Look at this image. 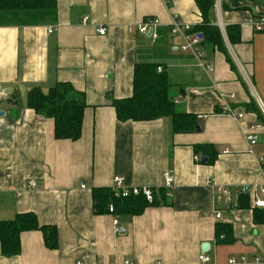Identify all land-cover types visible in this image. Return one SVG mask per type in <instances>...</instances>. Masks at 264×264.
Returning <instances> with one entry per match:
<instances>
[{
    "label": "crops",
    "instance_id": "1",
    "mask_svg": "<svg viewBox=\"0 0 264 264\" xmlns=\"http://www.w3.org/2000/svg\"><path fill=\"white\" fill-rule=\"evenodd\" d=\"M214 13L225 28L240 27L241 41L232 45L223 36L227 53L202 45L213 72L181 52L182 38L169 33L174 16L193 28L202 23L195 0H57L56 17L45 23L0 25V221L32 212L59 232L55 250L37 230L22 234L17 256H3L0 243V264H200L206 242L212 264H256L264 256V223H255L250 198L234 208L217 192L224 186L235 198L242 187L264 185V128L255 146L244 135L262 122L244 105L264 102V32L256 29L264 0H216ZM147 18L161 22L157 40L137 30ZM101 27L104 36L96 32ZM140 62L166 67L185 91L174 95L179 111L194 114L200 131L175 134L170 117L117 119L112 100L132 96ZM58 83L86 95L77 141L57 140L54 121L27 105L30 90L48 92ZM231 94L236 112L246 111L241 123L224 112L222 96ZM204 145L217 151L213 163L196 153ZM165 172L175 178L170 191ZM116 176L159 191L158 203L136 215L96 211L93 189H111ZM218 222L232 226L233 243L217 244Z\"/></svg>",
    "mask_w": 264,
    "mask_h": 264
},
{
    "label": "trees",
    "instance_id": "2",
    "mask_svg": "<svg viewBox=\"0 0 264 264\" xmlns=\"http://www.w3.org/2000/svg\"><path fill=\"white\" fill-rule=\"evenodd\" d=\"M202 23L193 28L202 36V45L227 53L224 38L216 25V0H195ZM57 15V0H0V25H40ZM214 21V23H213ZM226 32L232 45L241 41L239 26H227ZM228 60L231 61L227 55ZM162 71L158 72V68ZM174 83L166 67L152 62L136 63L133 75V94L124 99H113L112 105L117 119L121 122L154 121L166 117L172 119L175 134L192 133L197 130V118L192 113L177 109L175 97L171 95ZM28 108L37 114L54 121V135L57 140L77 141L82 136L84 114L87 108L86 95L70 83H58L48 92L33 88L28 93ZM246 111H252L264 124L259 107L252 100L244 105ZM245 111V112H246ZM196 153L203 152L207 163L217 159V151L212 145L196 146ZM159 191L154 189V202L148 203L144 196L117 198L112 189L94 188L93 197L96 211L109 213V205L113 204L115 214L125 213L136 215L142 213L147 206H154L159 201ZM249 196L241 194L237 208L247 207ZM256 224L264 223V210L254 213ZM41 231L45 245L50 250L59 247V232L56 226L41 225L36 214H17L15 219L0 221L1 252L5 257H14L21 252V236L25 232ZM216 241L219 245L233 243V229L229 224L218 222L216 225Z\"/></svg>",
    "mask_w": 264,
    "mask_h": 264
},
{
    "label": "built area",
    "instance_id": "3",
    "mask_svg": "<svg viewBox=\"0 0 264 264\" xmlns=\"http://www.w3.org/2000/svg\"><path fill=\"white\" fill-rule=\"evenodd\" d=\"M89 21V18H84L83 22L87 23ZM216 25L219 26L222 35L227 40L226 35V28L225 25L222 23L221 19L216 21ZM161 22L158 18H147L143 22L139 23L137 26V30L142 35H148L152 39L157 40L159 38V30H160ZM256 29L259 32H264V17L256 21ZM53 32V28L50 29V33ZM96 32L102 36L106 35V28L101 27L97 28ZM169 33L172 36L181 37L183 40V43L180 45V51L184 54H188L195 61L197 62V66L202 68L203 70H206L208 72H213L215 70L214 64H207L204 63V52L202 49V37L201 35L193 32V27L190 24H187L182 19H180L178 16H174L171 20V23L169 24ZM163 69L162 67L158 68V72H161ZM248 80V79H247ZM231 100L232 102L236 100V95L231 94V96H222V99L225 101L224 106V112L225 114L233 117L237 122L241 123L242 120L245 117V112H236L235 108L232 106V104L229 103L227 100ZM257 105L259 107V110L261 112V115L264 118V102L260 99L257 100ZM264 128V124L262 122L252 125L250 129L244 130V135L246 136L249 144L251 146H255L259 142V135L257 131ZM226 153L228 150L225 151ZM197 161H199V158H196ZM175 178L174 176L169 173H164V188L168 191H170L174 187ZM31 186H35L34 182H31ZM85 187V186H83ZM114 192V196L117 198H129L131 196H144L146 201L150 204L154 202V189L150 187H138V186H131L126 183V181L119 176H116L114 178V186L111 188ZM217 192L222 195L225 200L232 204L234 208H237L238 206V198L241 194L249 196L252 205L254 208L257 209H264V185L261 186H246L242 187L237 190V197L234 198L233 193L230 189L224 186H220L217 188ZM109 213L114 215L115 209L113 204L109 205ZM215 217L217 220H221V213L216 212ZM113 224L115 226V231L117 233L120 232V228L118 227L119 221L115 218L113 221ZM199 262L200 264H212V259L207 253H202L199 256ZM256 264H264V256H257L255 258ZM124 264H134L131 260H126ZM161 264V263H158ZM229 264H238L237 259L232 258L229 260Z\"/></svg>",
    "mask_w": 264,
    "mask_h": 264
},
{
    "label": "water",
    "instance_id": "4",
    "mask_svg": "<svg viewBox=\"0 0 264 264\" xmlns=\"http://www.w3.org/2000/svg\"><path fill=\"white\" fill-rule=\"evenodd\" d=\"M202 37V36H200ZM180 93L182 94V96L185 95V91L184 90H181ZM4 116V112L3 111H0V117ZM197 130L200 131V127H197ZM121 233H124V231L121 230ZM211 249V244L210 243H204L202 244V252L203 253H207L209 252Z\"/></svg>",
    "mask_w": 264,
    "mask_h": 264
},
{
    "label": "rangeland",
    "instance_id": "5",
    "mask_svg": "<svg viewBox=\"0 0 264 264\" xmlns=\"http://www.w3.org/2000/svg\"><path fill=\"white\" fill-rule=\"evenodd\" d=\"M180 91H181V89L178 90L177 86L174 85V86L172 87V89H171V95H172V96H174V95H175V96H176V95L178 96V93H179ZM177 109L180 110L181 108L177 106Z\"/></svg>",
    "mask_w": 264,
    "mask_h": 264
}]
</instances>
